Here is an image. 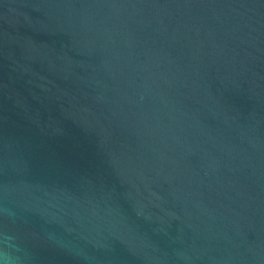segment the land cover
Wrapping results in <instances>:
<instances>
[{"label":"water","instance_id":"95a60500","mask_svg":"<svg viewBox=\"0 0 264 264\" xmlns=\"http://www.w3.org/2000/svg\"><path fill=\"white\" fill-rule=\"evenodd\" d=\"M0 264H264V0H0Z\"/></svg>","mask_w":264,"mask_h":264}]
</instances>
